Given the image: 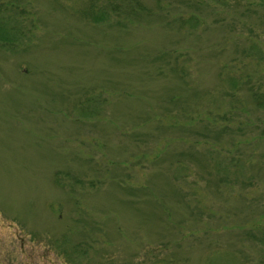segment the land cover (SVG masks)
Segmentation results:
<instances>
[{
    "label": "rangeland",
    "instance_id": "rangeland-1",
    "mask_svg": "<svg viewBox=\"0 0 264 264\" xmlns=\"http://www.w3.org/2000/svg\"><path fill=\"white\" fill-rule=\"evenodd\" d=\"M0 264H264V0H0Z\"/></svg>",
    "mask_w": 264,
    "mask_h": 264
},
{
    "label": "trees",
    "instance_id": "trees-1",
    "mask_svg": "<svg viewBox=\"0 0 264 264\" xmlns=\"http://www.w3.org/2000/svg\"><path fill=\"white\" fill-rule=\"evenodd\" d=\"M115 9H119V7H114ZM93 9V8H92ZM132 9V8H131ZM93 13V12H92ZM105 13V11L104 10H102L101 12H99V14H100V16H102L103 14ZM93 14H95V13H93ZM94 16V15H93Z\"/></svg>",
    "mask_w": 264,
    "mask_h": 264
}]
</instances>
